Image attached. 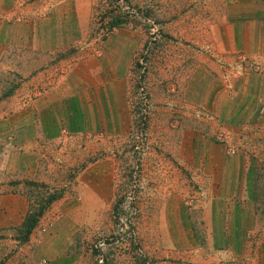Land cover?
Instances as JSON below:
<instances>
[{
    "label": "rangeland",
    "instance_id": "1",
    "mask_svg": "<svg viewBox=\"0 0 264 264\" xmlns=\"http://www.w3.org/2000/svg\"><path fill=\"white\" fill-rule=\"evenodd\" d=\"M63 2L90 9L75 15V50L16 51L0 62V120H10L0 124V264H199L184 261L185 247L198 242L178 236L180 208L170 199L181 194L190 207L201 193L192 167L205 139L241 157L264 194V59L243 53L224 62L215 26L226 0H56ZM113 19L124 22L109 31ZM105 57L128 60L126 85L115 92L123 91L118 120L44 139L34 124L63 66ZM202 58L218 72L201 77ZM225 89L239 99L229 116L216 113ZM29 118L37 129L30 137ZM29 215L39 219L27 235Z\"/></svg>",
    "mask_w": 264,
    "mask_h": 264
},
{
    "label": "crops",
    "instance_id": "2",
    "mask_svg": "<svg viewBox=\"0 0 264 264\" xmlns=\"http://www.w3.org/2000/svg\"><path fill=\"white\" fill-rule=\"evenodd\" d=\"M65 3H56V0H0V62L5 57H13L16 51L47 56L74 49L80 44L81 29L73 21H76L75 15L82 8L75 7L74 3ZM222 21L215 26L218 30L215 43L223 46L226 54L222 57L224 62L233 65L239 58L234 55L243 53L252 56L246 58L253 61L264 59V0H226ZM105 58L96 66H93L92 60L81 66L72 61L63 66L68 68L65 70L67 74L59 78L58 85L54 87L56 91L46 96V116L39 119V125L34 124L41 129L44 139L55 141L65 129L80 132L81 129L102 127V121L107 124L106 119L120 115V112L117 113L121 106L116 99H120L123 91L120 94L115 92L125 83L128 60L124 57L117 64L113 57ZM207 61L202 58L203 65H200L199 71L205 78L212 76L213 71L218 72L219 68H208ZM81 88L85 90L81 91ZM100 97H103L102 104L96 102ZM218 97L221 99L217 101L216 113L225 108L228 110L226 116H229L238 108V96L236 100L226 89ZM200 102L206 106V100L201 99ZM9 122L0 120V124L8 128ZM25 125L24 135H36L37 129L35 127L33 131L30 118ZM197 151L192 168L198 174L197 189L201 193L191 198L193 203L190 207L186 205L188 202L183 203L181 194L175 196L176 199H170L171 203L175 200L180 208L178 236L194 238L198 242L190 248L185 247L184 261L264 264V194H260V183L256 181L254 172L241 157L227 152L224 144L205 139L197 142ZM172 191L176 193L178 189ZM169 194L174 195L171 191ZM9 209V213L14 210ZM11 214L3 216L13 217L14 211Z\"/></svg>",
    "mask_w": 264,
    "mask_h": 264
},
{
    "label": "trees",
    "instance_id": "3",
    "mask_svg": "<svg viewBox=\"0 0 264 264\" xmlns=\"http://www.w3.org/2000/svg\"><path fill=\"white\" fill-rule=\"evenodd\" d=\"M124 21L122 20H118V19H113L109 24H108V29L109 31H112L114 28H116L118 25H121ZM56 200V199H55ZM54 201V200H53ZM52 201V202H53ZM52 202L49 201L48 205L44 206L43 209L41 211H44L46 208H48ZM40 215H42V213H40ZM32 219V216L29 215L26 217V220H25V227L28 228V232H27V235H30L32 230L34 229L35 225L37 224L38 222V219H39V216L38 217H35L34 220H31Z\"/></svg>",
    "mask_w": 264,
    "mask_h": 264
}]
</instances>
